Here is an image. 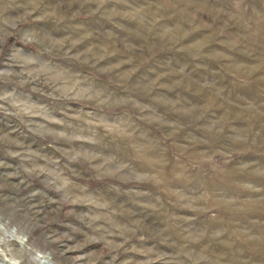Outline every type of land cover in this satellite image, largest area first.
<instances>
[{
    "label": "rangeland",
    "instance_id": "rangeland-1",
    "mask_svg": "<svg viewBox=\"0 0 264 264\" xmlns=\"http://www.w3.org/2000/svg\"><path fill=\"white\" fill-rule=\"evenodd\" d=\"M0 264H264V0H0Z\"/></svg>",
    "mask_w": 264,
    "mask_h": 264
}]
</instances>
